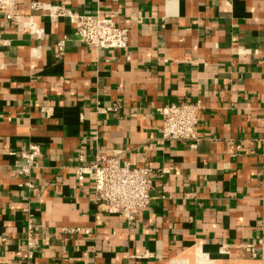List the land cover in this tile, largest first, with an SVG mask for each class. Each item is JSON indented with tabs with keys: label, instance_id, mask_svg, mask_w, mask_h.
Instances as JSON below:
<instances>
[{
	"label": "crops",
	"instance_id": "obj_1",
	"mask_svg": "<svg viewBox=\"0 0 264 264\" xmlns=\"http://www.w3.org/2000/svg\"><path fill=\"white\" fill-rule=\"evenodd\" d=\"M32 1L115 18L130 43L96 51L68 18L32 11L37 37L0 8V264H264V0L9 9L27 15ZM169 102L200 104L195 146L160 139L157 108ZM31 145L33 164L21 155ZM102 152L163 171L132 223L77 179V155Z\"/></svg>",
	"mask_w": 264,
	"mask_h": 264
},
{
	"label": "built area",
	"instance_id": "obj_2",
	"mask_svg": "<svg viewBox=\"0 0 264 264\" xmlns=\"http://www.w3.org/2000/svg\"><path fill=\"white\" fill-rule=\"evenodd\" d=\"M16 1L0 0V8L3 9L4 19L16 24L18 30H28L40 37L41 31L33 20L35 14L32 12L39 11V14L52 19L68 18L74 26L73 34L76 39L96 51H117L129 46V27L121 25L115 18L97 12L79 13L60 4L38 1H32L29 13L24 15L9 9ZM66 40V37H63L58 41V50L63 49ZM200 109L198 102H169L157 108L160 115L158 130L160 139L187 144L189 147L195 146L200 139L198 131ZM21 155L28 163L33 164L40 155V149L37 145H31L29 150ZM76 160L77 179L90 183L94 203L128 223L136 221L149 207L154 179L163 173L151 167L132 166L129 162L122 161L118 152L97 153L89 163L85 162L82 154L77 155ZM22 172H27V167L22 168ZM27 221L25 241L27 248L31 250L35 244L32 235L33 224L29 217ZM77 230L63 227L61 231L72 233ZM4 241L5 238L0 237V244Z\"/></svg>",
	"mask_w": 264,
	"mask_h": 264
}]
</instances>
